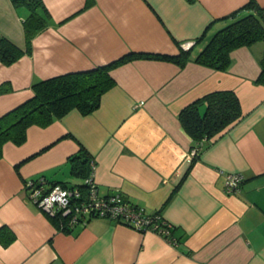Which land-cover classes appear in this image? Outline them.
<instances>
[{"label": "crops", "instance_id": "1", "mask_svg": "<svg viewBox=\"0 0 264 264\" xmlns=\"http://www.w3.org/2000/svg\"><path fill=\"white\" fill-rule=\"evenodd\" d=\"M248 1L42 0L48 23L26 51L27 8L0 0V38L23 50L11 64L0 61V116L29 98L38 80L129 52L175 55L193 41L183 65L154 57L118 64L96 109H71L48 125H30L21 144H3L0 264H264V84L256 82L264 41L233 49L224 70L194 61L232 20L226 16ZM253 1L264 10V0ZM225 89L238 96L242 116L207 140L191 163L192 139L178 114ZM81 146L99 193L119 190L147 213H160L174 243L103 217L62 230L34 204L24 181L44 175L66 182L69 157ZM228 173L244 175L232 192L225 190Z\"/></svg>", "mask_w": 264, "mask_h": 264}, {"label": "trees", "instance_id": "2", "mask_svg": "<svg viewBox=\"0 0 264 264\" xmlns=\"http://www.w3.org/2000/svg\"><path fill=\"white\" fill-rule=\"evenodd\" d=\"M11 1L14 5L24 6L28 10L23 21L27 51L33 35L48 23L49 14L42 0ZM241 10H247V12L237 16ZM226 17L232 20L218 29L197 53L194 61L198 64L224 70L230 64V52L233 49L264 41V10L253 0H249L240 9ZM190 49L181 48L180 53L175 55L129 52L106 64L66 72L34 82L31 85L32 95L0 116V157L3 144L8 141L16 145L21 144L25 140L26 130L30 125H48L52 120L61 117L71 109H77L82 114H88L96 109L100 105L102 94L115 82L111 70L118 64L139 57H154L183 65L190 59ZM22 53L23 50L11 41L0 38V61L3 64H11ZM259 64L260 71L256 82L264 84V53L259 59ZM2 90L3 87L0 86V92ZM241 116L242 110L238 96L230 89L211 91L183 107L178 114V119L192 139L191 149L196 148L197 150L192 156L191 163L207 140ZM69 162L71 173L80 177L81 182H55L48 180L44 175L31 179L36 183L38 179L43 178L45 191L55 184L85 189L83 180L92 171L88 151L81 146L76 154L69 157ZM47 216L57 221L48 214ZM167 238L174 239L172 227H170V234Z\"/></svg>", "mask_w": 264, "mask_h": 264}, {"label": "built area", "instance_id": "3", "mask_svg": "<svg viewBox=\"0 0 264 264\" xmlns=\"http://www.w3.org/2000/svg\"><path fill=\"white\" fill-rule=\"evenodd\" d=\"M193 41L181 44L183 49L192 46ZM196 148L189 151V156L196 154ZM92 171L85 177L83 183L86 188L53 185L45 191L44 179L40 178L36 183L31 178L25 181V190L30 199L44 213L58 221L60 229H72L76 226H84L92 217L115 219L117 222L135 230L153 231L164 235L170 234L171 225L160 213H147L143 207L135 205L123 198L119 190L107 195H101L93 178ZM244 179L241 173H228L225 179V190H236ZM171 243L174 239L167 238Z\"/></svg>", "mask_w": 264, "mask_h": 264}, {"label": "rangeland", "instance_id": "4", "mask_svg": "<svg viewBox=\"0 0 264 264\" xmlns=\"http://www.w3.org/2000/svg\"><path fill=\"white\" fill-rule=\"evenodd\" d=\"M81 178L78 177V176H75L72 174V177L66 179V180H62V181H66L67 183H78V181L80 180ZM77 181V182H76Z\"/></svg>", "mask_w": 264, "mask_h": 264}]
</instances>
